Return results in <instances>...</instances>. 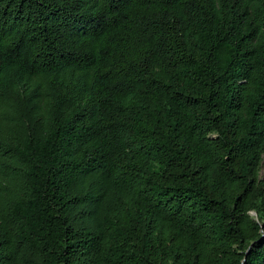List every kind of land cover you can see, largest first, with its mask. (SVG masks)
Here are the masks:
<instances>
[{
    "label": "trees",
    "instance_id": "obj_1",
    "mask_svg": "<svg viewBox=\"0 0 264 264\" xmlns=\"http://www.w3.org/2000/svg\"><path fill=\"white\" fill-rule=\"evenodd\" d=\"M0 264H264V0H0Z\"/></svg>",
    "mask_w": 264,
    "mask_h": 264
}]
</instances>
